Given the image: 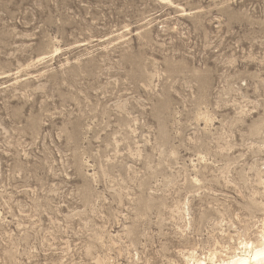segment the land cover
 <instances>
[{"label": "rangeland", "instance_id": "374dc122", "mask_svg": "<svg viewBox=\"0 0 264 264\" xmlns=\"http://www.w3.org/2000/svg\"><path fill=\"white\" fill-rule=\"evenodd\" d=\"M263 228L264 0H0V264H211Z\"/></svg>", "mask_w": 264, "mask_h": 264}, {"label": "bare ground", "instance_id": "6f19581e", "mask_svg": "<svg viewBox=\"0 0 264 264\" xmlns=\"http://www.w3.org/2000/svg\"><path fill=\"white\" fill-rule=\"evenodd\" d=\"M206 260L207 258H194V264H208ZM208 260L211 264H264V228L257 241L245 240L241 248L225 255L213 254Z\"/></svg>", "mask_w": 264, "mask_h": 264}]
</instances>
